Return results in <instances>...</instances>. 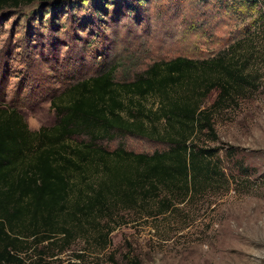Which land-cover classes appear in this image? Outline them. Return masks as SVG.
Masks as SVG:
<instances>
[{"label": "rangeland", "instance_id": "374dc122", "mask_svg": "<svg viewBox=\"0 0 264 264\" xmlns=\"http://www.w3.org/2000/svg\"><path fill=\"white\" fill-rule=\"evenodd\" d=\"M93 1L67 0L73 6L56 23L48 3L0 8V104L16 108L36 131L55 124L50 100L78 78L113 66L114 80L127 82L153 62L210 58L238 40L230 54L245 63L255 85L233 89L216 106L218 90H211L202 107L212 106L217 138L198 140L219 148L214 158L225 179L158 217L120 210L107 225L99 216L86 217L72 220L68 235L23 236L10 249L16 259L2 264H264V6L147 0L127 10L110 2L99 16ZM140 100L157 105L154 96ZM102 137L110 150L167 147L128 134Z\"/></svg>", "mask_w": 264, "mask_h": 264}, {"label": "trees", "instance_id": "16d2710c", "mask_svg": "<svg viewBox=\"0 0 264 264\" xmlns=\"http://www.w3.org/2000/svg\"><path fill=\"white\" fill-rule=\"evenodd\" d=\"M146 1L94 0L93 8L101 16L110 2L136 10ZM228 1L264 6V0ZM33 2L50 5L52 23L73 6L67 0H0V8ZM236 44L202 60L176 56L153 62L127 82L114 80L113 66L78 78L50 100L55 124L36 131L16 108L0 104V264L16 259L10 249L23 236L68 235V226L75 225L70 222L86 217L99 216L107 225L120 210L158 217L175 209L178 200L225 179L214 158L219 148L198 140L204 134L217 138L212 106L202 107L211 90H218L216 106L233 89L255 85L245 63L230 54ZM146 96L156 97L154 108L142 103ZM118 133L167 147L135 152L123 144L110 150L100 142ZM77 136L82 139L71 141Z\"/></svg>", "mask_w": 264, "mask_h": 264}]
</instances>
